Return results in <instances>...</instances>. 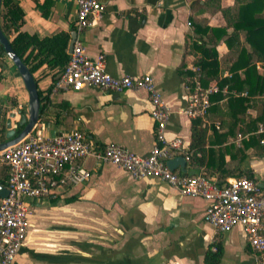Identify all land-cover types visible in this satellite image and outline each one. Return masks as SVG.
Listing matches in <instances>:
<instances>
[{"label": "crops", "instance_id": "crops-1", "mask_svg": "<svg viewBox=\"0 0 264 264\" xmlns=\"http://www.w3.org/2000/svg\"><path fill=\"white\" fill-rule=\"evenodd\" d=\"M16 1L24 11L23 32L39 38L67 33L71 43L76 33V0ZM97 1L105 6L103 17L79 35L87 55L92 59L104 55L106 70L113 76L153 78L172 112L166 138L181 139L184 145L168 161L186 158L192 119L184 109L195 79L200 78L190 49L193 22L203 28L224 27L223 14L200 13L198 0ZM220 2L222 7L235 4V0ZM217 51L225 71L209 86L229 76L224 62L229 47L221 42ZM5 65L0 80L1 130L6 129L9 113L27 116L29 103L22 78L11 61ZM257 67L264 73L262 64ZM60 72L44 64L35 73L44 97L37 128L47 135L78 129L99 150L117 143L142 157L152 152L157 144L156 124L146 91L111 93L86 87L64 92L55 88ZM188 72L193 75L187 76ZM227 92V87L221 91ZM249 113L256 116L255 109ZM204 123L211 134V122ZM236 144L241 145V138ZM248 154L240 168L264 185V157L254 156L253 150ZM226 162L229 171L239 166L230 156ZM80 164L91 174L87 182L75 185L60 180L47 197L29 200L28 234L13 264H205L207 253L216 252L218 246L220 264H260L240 228L219 234L205 222L206 200L183 196L155 178L133 179L116 165L95 158ZM174 172L200 174L189 161L185 171L179 166ZM8 177L7 170L0 168V185L7 187ZM232 178L236 177L226 180Z\"/></svg>", "mask_w": 264, "mask_h": 264}, {"label": "built area", "instance_id": "built-area-1", "mask_svg": "<svg viewBox=\"0 0 264 264\" xmlns=\"http://www.w3.org/2000/svg\"><path fill=\"white\" fill-rule=\"evenodd\" d=\"M76 3L77 38L68 64L55 80V88L64 92L82 91L86 87L111 93L146 91L152 104L157 144L148 156L142 157L117 143L99 150L78 129L47 135L43 128L36 127L25 140L0 152V168H5L9 176V195L0 198V264H13L27 238L29 200L47 197L60 180L75 185L87 182L91 174L80 162L88 158L116 165L133 179L155 178L183 196L206 200L209 205L205 222L213 225L219 234L240 228L257 261L264 263L262 184L249 177L219 182L203 174L172 171L167 162L173 154L182 151L184 145L181 139L166 138L172 112L163 102L153 78L150 75L116 77L107 72L104 55L98 59L89 57L79 35L103 17L105 6L97 0H76ZM218 91V85L204 87L200 78H196L184 114L192 120L207 121L211 97ZM14 114L17 128L20 113L14 111ZM186 160H190L188 153Z\"/></svg>", "mask_w": 264, "mask_h": 264}, {"label": "trees", "instance_id": "trees-1", "mask_svg": "<svg viewBox=\"0 0 264 264\" xmlns=\"http://www.w3.org/2000/svg\"><path fill=\"white\" fill-rule=\"evenodd\" d=\"M196 5L200 13L221 12L226 21L224 27L204 28L193 22L195 37L190 38V49L195 56L194 64L199 68L200 81L204 87H208L225 71L221 70L217 51L221 42L229 47L224 61L229 76L221 78L218 82L219 91L211 97L207 120L211 122L212 133L209 134L203 120H192L189 162L208 178L222 176L221 179L216 178L219 182L232 176L253 179L252 174L244 171L240 165L248 158L250 150H253L254 156L264 157V73L257 67L258 63L264 67V0H235L232 7H222L220 0H198ZM24 22L20 3L3 0L0 27L34 77L44 64L62 71L70 60V35L61 33L39 38L22 31ZM6 60L11 61L0 44V80L2 71L6 69ZM186 75L192 76L193 73L188 72ZM226 87L228 92L221 93ZM39 97L42 103L44 97L40 90ZM250 109L256 110L255 117L250 115ZM20 121L18 132L23 129ZM216 123L219 127L215 126ZM239 136L240 146L236 144ZM226 156L238 161L239 166L229 171ZM221 259L222 248L218 246L216 252L207 253L205 264H220Z\"/></svg>", "mask_w": 264, "mask_h": 264}, {"label": "water", "instance_id": "water-1", "mask_svg": "<svg viewBox=\"0 0 264 264\" xmlns=\"http://www.w3.org/2000/svg\"><path fill=\"white\" fill-rule=\"evenodd\" d=\"M2 1L0 0V10L2 7ZM77 38V33H73L72 40L69 47V53L71 54L73 51V47ZM0 44L4 47L5 53L8 58L12 61L14 66L16 67L20 77L23 80L25 88L29 95V103H28V114L27 116H23L20 125L23 126V129L18 132V129L14 127L15 124V114L9 113L7 122H6V141L0 143V152L11 148L25 140L37 127L41 118V101L39 97V90L37 81L30 71V69L26 66L23 60L19 57L16 51L13 49L9 39L3 33L0 27ZM1 118V112H0ZM187 161L185 157L178 158L176 160H170L167 162L168 167L175 171L179 166H181L184 171L186 167ZM264 188V185H262ZM9 195V190L7 187L0 185V198H7Z\"/></svg>", "mask_w": 264, "mask_h": 264}, {"label": "rangeland", "instance_id": "rangeland-1", "mask_svg": "<svg viewBox=\"0 0 264 264\" xmlns=\"http://www.w3.org/2000/svg\"><path fill=\"white\" fill-rule=\"evenodd\" d=\"M11 64L13 65L12 62H11ZM3 126H5V128H6V124L3 125ZM1 128H0V143L6 141V131H7L6 129L5 130H1ZM260 264H264V263L260 262Z\"/></svg>", "mask_w": 264, "mask_h": 264}]
</instances>
